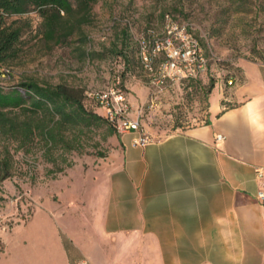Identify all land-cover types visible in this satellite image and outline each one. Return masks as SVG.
Masks as SVG:
<instances>
[{"label": "crops", "instance_id": "0c3cea01", "mask_svg": "<svg viewBox=\"0 0 264 264\" xmlns=\"http://www.w3.org/2000/svg\"><path fill=\"white\" fill-rule=\"evenodd\" d=\"M239 66L209 94L205 123L147 146L135 131L115 135L104 157L61 172L54 182L83 178L69 205L3 233L0 264H264V64ZM135 97L131 118L144 125Z\"/></svg>", "mask_w": 264, "mask_h": 264}, {"label": "rangeland", "instance_id": "374dc122", "mask_svg": "<svg viewBox=\"0 0 264 264\" xmlns=\"http://www.w3.org/2000/svg\"><path fill=\"white\" fill-rule=\"evenodd\" d=\"M166 13L189 23L212 60L207 73L197 81L170 84L156 92L140 63L136 37L148 27L161 32ZM89 17L82 25L87 40L83 42L78 32L61 45L43 40L38 13L21 16L26 22L20 56L12 65L0 66V86L9 91L23 80L34 79L100 90L112 84L113 73H122L128 96H136L139 100L135 103L139 109L143 107V127L155 138H162L207 121L212 79L217 86L219 81L226 83L238 75L240 63L264 64V0H98ZM114 17L129 18L132 23L117 26L118 31L129 28V66L120 54L124 41L115 35L117 29L109 28ZM87 52L94 61L89 63ZM218 93L219 86L214 95ZM85 104L95 109L92 100L85 99ZM65 135V142L46 157L39 141L26 151L9 142L10 175L0 183V238L17 222L46 221L56 208L68 206L65 192L76 190L83 178L70 172L54 180L80 159L102 157L112 143L111 128L106 123L72 128ZM1 141L7 142L4 137Z\"/></svg>", "mask_w": 264, "mask_h": 264}, {"label": "trees", "instance_id": "16d2710c", "mask_svg": "<svg viewBox=\"0 0 264 264\" xmlns=\"http://www.w3.org/2000/svg\"><path fill=\"white\" fill-rule=\"evenodd\" d=\"M97 1L0 0V66L12 65L20 56L26 22L22 21L21 16L30 12L40 15L42 21L39 33L46 42L52 41L53 44L62 45L78 32L85 42L88 37L84 34L82 25L89 21L92 6ZM76 13L81 14L79 18L74 17ZM120 24V22H112L109 28L117 29L115 35L119 40L124 41V48L120 54L125 58V64L129 66V28L124 26L118 31L117 26ZM91 53L93 54V51ZM89 55L90 53L87 52L90 63V60L94 61V59ZM116 74L118 73H113L112 79ZM235 78L234 76L229 78L226 83L228 84L230 80L234 82ZM214 87L215 81L212 79L209 94ZM88 91L90 89L85 86H74L64 82L40 83L34 79L23 80L9 91H5L0 86V183L10 175L12 153L9 142L17 144V148L26 151L31 150L39 141L43 144L42 155L46 157L53 153L59 143L65 142V132L72 128L106 123L111 128V139L119 134L108 120L104 106L99 100L90 96ZM85 99L92 100L95 109H88ZM74 136L77 140V134ZM3 137L8 143L1 141Z\"/></svg>", "mask_w": 264, "mask_h": 264}, {"label": "built area", "instance_id": "2783aa9c", "mask_svg": "<svg viewBox=\"0 0 264 264\" xmlns=\"http://www.w3.org/2000/svg\"><path fill=\"white\" fill-rule=\"evenodd\" d=\"M114 22L128 26L132 24L129 18L114 17ZM136 39L140 63L156 92L164 90L170 84L201 78L207 73L212 60L200 39L190 30L189 23L176 20L172 13L164 15L161 32L148 27ZM228 84H233V81L230 80ZM88 94L104 106L108 120L119 134L130 131L138 133L133 139L135 145L147 146L157 140L146 131L139 119L131 118V104L121 74H116L112 84L106 89L90 90ZM224 139L225 135H216L217 141ZM255 173L259 182L256 199L264 204V167H255Z\"/></svg>", "mask_w": 264, "mask_h": 264}]
</instances>
